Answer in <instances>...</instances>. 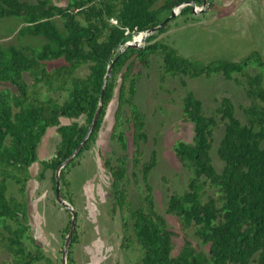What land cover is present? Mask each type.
Wrapping results in <instances>:
<instances>
[{
  "label": "trees",
  "instance_id": "1",
  "mask_svg": "<svg viewBox=\"0 0 264 264\" xmlns=\"http://www.w3.org/2000/svg\"><path fill=\"white\" fill-rule=\"evenodd\" d=\"M203 0H0V20L19 18V37H40L38 48L23 50L0 45V82L13 87L0 89V252L4 264H58L46 256L29 233L24 189L29 166L38 161L41 177L54 170L83 138L101 101L93 129L79 152L59 173V194L73 204L68 168L79 161L81 152L96 138L108 101L116 85V109L109 138L120 154L113 165L104 160L110 175V212L128 215L141 255L136 264H264V60L255 48L238 59L197 60L181 54L163 40L155 39L171 19V9L179 5L180 14H191V6ZM54 18L61 22L59 28ZM116 20V25L109 19ZM163 22L160 26L159 24ZM154 28L140 47L124 44L134 33ZM127 33H124V30ZM141 34V33H139ZM138 35V34H137ZM134 34L132 39L137 36ZM159 59V80L165 75L184 79L219 75L241 87L246 104L241 118L234 113L231 100L223 96L207 114L201 100L189 89L180 97V122L191 123L190 141L175 140L171 151L188 173L185 189L168 194L164 212L175 217L181 243L175 250V232L155 208L148 173L155 165L151 152L142 160L141 145L146 141L144 115L133 100L135 80L151 57ZM86 67L79 76L75 71ZM109 66L102 96V80ZM128 114L121 121L120 108ZM60 118L68 119L60 123ZM81 119V121H79ZM126 125L124 132L118 127ZM221 123L215 154L221 162L216 171L210 158L214 131ZM53 128L57 141L51 153L40 160L36 149L47 128ZM131 159L130 176L138 170L142 183L140 204L127 205L126 162ZM17 187V196L7 194L6 181ZM76 213V212H75ZM124 214V215H123ZM69 217V214H68ZM69 226L61 230L65 231ZM190 231L199 245L185 237ZM65 264H74L70 245ZM122 234L119 247H125Z\"/></svg>",
  "mask_w": 264,
  "mask_h": 264
},
{
  "label": "rangeland",
  "instance_id": "2",
  "mask_svg": "<svg viewBox=\"0 0 264 264\" xmlns=\"http://www.w3.org/2000/svg\"><path fill=\"white\" fill-rule=\"evenodd\" d=\"M51 1L58 5L65 4V0ZM182 6L171 9L173 16L164 31L155 34V39L163 40L181 54L203 62L219 57L238 59L253 48L259 51L264 60V0H205L204 5H195L191 14H180L179 8ZM54 21L60 28V20L54 18ZM20 26L22 22L19 18L1 19L0 45H14L24 51L38 48L43 40L40 37L17 36ZM134 34L138 35L132 39ZM134 34L129 41H135L140 36L142 38V32ZM158 62L159 59L153 56L147 66L134 67V71L140 70V76L135 80L133 100L144 115L146 141L141 145L142 160H147L151 152L155 156V165L148 173L154 205L176 234L173 237L176 250L181 243V233L177 229L175 217L166 214L164 207L169 193H181L185 189L188 177V173L171 151V144L175 140L190 141L192 137L191 123L178 120L180 97L184 89L191 90L201 100L203 109L208 114L216 102L226 96L231 100L234 113L239 118L240 107L246 104V99L241 87L219 75L184 79L185 87L180 85L178 77L165 75L160 81ZM75 73L82 76L86 73V67H79ZM115 80L116 85L106 105L96 138L81 152L78 163L70 166L66 173L67 177L70 171L73 204L66 200L65 202L76 212V239L70 245V257L74 264H136L141 255L140 245L134 239L128 215L123 214V226L121 215L110 212V175L104 167V160L113 165L116 156L120 154L116 142L109 138L117 106L118 76ZM5 87L14 90L8 84L0 82V89ZM127 114L126 106L120 108L119 119L122 121ZM64 122H68V119L61 118L60 123ZM125 126L123 123L118 128L124 132L128 145L129 136ZM221 131V123H218L210 149L211 162L216 171L221 168V162L215 154ZM56 141L57 135L53 128H47L38 145V157L48 156ZM126 167L127 205L133 207L140 204L142 183L138 170L133 171L135 182L130 176L132 167L129 157ZM40 170L36 161L31 170L32 177L26 182L29 186L28 198L26 184L24 189L23 197L30 210L27 219L29 233L46 256L61 264L62 245L69 226L62 234L61 230L66 226L67 220H70V214L55 200L51 172L45 170L43 174L46 176L40 177ZM6 185L8 195H18L17 187L11 180H7ZM35 195L38 196L35 198ZM122 234L127 236L124 248L119 247ZM185 237L194 247L205 250L190 231L185 233ZM5 255L0 252V264H4L2 259ZM39 264L45 262L41 261Z\"/></svg>",
  "mask_w": 264,
  "mask_h": 264
},
{
  "label": "water",
  "instance_id": "3",
  "mask_svg": "<svg viewBox=\"0 0 264 264\" xmlns=\"http://www.w3.org/2000/svg\"><path fill=\"white\" fill-rule=\"evenodd\" d=\"M205 4V0L202 1V4L201 5H204ZM194 6H191V10L192 12H194ZM200 11V10H199ZM173 16V12L171 11V14H170V17ZM163 24V22H161L159 25L161 26ZM154 30V28H151V29H148V30H145V31H142V38L140 39L139 43L135 44V43H132L131 41H127L124 45L125 46H128V47H140L141 44L144 42V39H145V36L147 34H149L150 32H152ZM139 34V33H138ZM109 66L107 67V72L106 74L104 75L103 77V80H102V86H101V91H100V94H99V98H101L102 96V92H103V88H104V85H105V81L109 75ZM100 105H101V101L99 102V106L96 108L94 114H93V117H92V120L90 122V124L88 125V128L83 136V138L80 140V142L77 144V146L74 148V150L70 153L69 156H67L64 160H62L58 166L55 168L54 170V197H55V200L58 204H60L61 206H63V208H65L69 214H70V220H69V228H68V231L66 233V236L64 238V242H63V245H62V252H61V259H62V262L61 264H65V258H66V254H67V250H68V247H69V243H70V239H71V235L74 231V227H75V211L72 209V207L67 203L65 202V200H63L61 197H60V194H59V173L61 171V169L68 164V162L75 157V155L79 152L80 148L83 146V144L85 143V141L87 140V138L89 137L92 129H93V126L97 120V117H98V114H99V110H100Z\"/></svg>",
  "mask_w": 264,
  "mask_h": 264
},
{
  "label": "crops",
  "instance_id": "4",
  "mask_svg": "<svg viewBox=\"0 0 264 264\" xmlns=\"http://www.w3.org/2000/svg\"><path fill=\"white\" fill-rule=\"evenodd\" d=\"M60 122H61V118H60V120H59ZM64 123H66V122H64ZM63 123V124H64ZM36 152H37V160H40V159H42V158H45L47 155H39V156H41L42 158H39L38 157V147H37V149H36ZM34 163H36V161H34L30 166H29V175L32 177V172H31V170H32V167H33V165H34ZM71 170V169H70ZM70 171H69V173L67 174V178H68V181H69V185H70ZM43 176H46L45 174H43ZM26 187H27V189H26V197L28 198V191H29V186H28V184H26ZM70 187H71V185H70ZM28 190V191H27ZM36 192L37 191H35V194H36ZM38 195H35V198L37 197ZM26 203H27V201H26ZM27 212H28V214H29V212H30V210H29V206H28V204H27Z\"/></svg>",
  "mask_w": 264,
  "mask_h": 264
},
{
  "label": "built area",
  "instance_id": "5",
  "mask_svg": "<svg viewBox=\"0 0 264 264\" xmlns=\"http://www.w3.org/2000/svg\"><path fill=\"white\" fill-rule=\"evenodd\" d=\"M109 22H110L111 24H113V25H116V20H114L113 18H110V19H109ZM124 33H125V34L127 33V30H126V29L124 30Z\"/></svg>",
  "mask_w": 264,
  "mask_h": 264
},
{
  "label": "bare ground",
  "instance_id": "6",
  "mask_svg": "<svg viewBox=\"0 0 264 264\" xmlns=\"http://www.w3.org/2000/svg\"><path fill=\"white\" fill-rule=\"evenodd\" d=\"M140 38H141V36H140ZM140 38H137V40H135V41L133 40V41H131V42H132V43H135V44H136V43H139Z\"/></svg>",
  "mask_w": 264,
  "mask_h": 264
}]
</instances>
